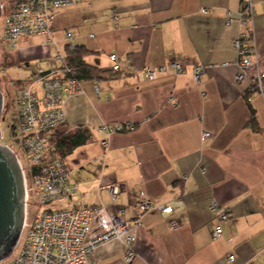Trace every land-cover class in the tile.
<instances>
[{"label": "crops", "instance_id": "0c3cea01", "mask_svg": "<svg viewBox=\"0 0 264 264\" xmlns=\"http://www.w3.org/2000/svg\"><path fill=\"white\" fill-rule=\"evenodd\" d=\"M253 2L254 61L241 81L232 46L240 0H77L57 11L58 46L70 30L88 64L111 70L80 81L82 92L66 99L55 129L57 137L82 134V201L67 204L108 205V189L99 184L109 183L119 186L123 219L135 215L143 197L162 205L141 213L131 262L123 260L122 244L108 239L93 251L92 264H264V94L250 88L264 72V0ZM31 38L43 41L17 47L16 55L51 67L56 46L43 36L22 39ZM173 61L180 71L140 76L144 66ZM196 65L204 66L197 79ZM116 121L134 129L113 132L103 148L96 126ZM202 130L212 134L204 143ZM210 197L228 208L217 239Z\"/></svg>", "mask_w": 264, "mask_h": 264}, {"label": "built area", "instance_id": "2783aa9c", "mask_svg": "<svg viewBox=\"0 0 264 264\" xmlns=\"http://www.w3.org/2000/svg\"><path fill=\"white\" fill-rule=\"evenodd\" d=\"M76 1L5 0L3 3L0 0L2 47L16 50L19 39L33 36H43L56 46L51 55V67H37L28 84L14 87L16 113L13 136L17 139L23 160L12 147L7 146L15 154L23 178V217L18 239L12 250L0 258V264H92L93 251L108 239H117L122 244L123 260L129 263L136 255L134 229L140 222L141 213L151 207H162L154 206L147 197H143L136 204L138 210L135 215L123 219L121 215L125 206L116 202L119 186L109 183L99 184L100 188L108 189V205L101 202L93 205L67 204L78 194V185L70 179L64 156L57 149L55 129L65 119L66 99L82 92L80 80L69 75L70 69L64 62V47L74 49L80 44L75 42L72 32L66 30L64 45L59 47L52 36V23L60 8ZM200 10L205 12L207 8L202 6ZM254 13L253 0H240L238 16L232 20L238 25L232 39L237 54L236 81L244 79L254 61L251 27ZM226 21L229 23L231 20L228 18ZM109 58L114 61L112 68L117 69L116 55L110 53ZM166 67L175 72L182 68L175 61L157 68L144 66L140 76L151 78L156 71ZM203 70L204 66L196 65L194 77L197 79ZM263 77L264 72L255 75L250 88L264 94ZM96 129L104 134L100 144L106 148L110 134L132 130L134 124L131 121L102 122ZM211 135L210 131L202 130L199 141L204 143ZM208 208L216 218L211 236L217 239L222 236L228 208L214 197H210ZM170 225L175 227L177 223L171 222ZM228 260L232 261L233 256L228 255Z\"/></svg>", "mask_w": 264, "mask_h": 264}, {"label": "rangeland", "instance_id": "374dc122", "mask_svg": "<svg viewBox=\"0 0 264 264\" xmlns=\"http://www.w3.org/2000/svg\"><path fill=\"white\" fill-rule=\"evenodd\" d=\"M5 3V0H2ZM2 28V18L0 16V35ZM40 38H31L28 40L19 39L18 47L31 46L41 43ZM41 41V42H39ZM51 58V57H50ZM53 64V62L51 61ZM45 63L40 62L37 58L20 60L15 50H8L0 45V92L2 93V106L0 108V143L12 147L22 160L21 150L18 148L17 139L13 136V124L16 113L14 103V87L16 85H26L30 82L33 71L38 66ZM71 180L77 181L79 185L78 195L72 197L71 201L77 199L82 201V143L76 144L68 152L63 154ZM70 201V202H71Z\"/></svg>", "mask_w": 264, "mask_h": 264}, {"label": "water", "instance_id": "95a60500", "mask_svg": "<svg viewBox=\"0 0 264 264\" xmlns=\"http://www.w3.org/2000/svg\"><path fill=\"white\" fill-rule=\"evenodd\" d=\"M0 92V108L2 106ZM24 184L13 151L0 143V258L14 247L22 224Z\"/></svg>", "mask_w": 264, "mask_h": 264}, {"label": "trees", "instance_id": "16d2710c", "mask_svg": "<svg viewBox=\"0 0 264 264\" xmlns=\"http://www.w3.org/2000/svg\"><path fill=\"white\" fill-rule=\"evenodd\" d=\"M87 54L88 51L82 45L74 49L64 47V62L70 69L69 75L75 76L80 81L110 76L111 70L88 64L85 61ZM262 84L264 88V77L262 78ZM251 115V120L253 121V113ZM80 132L79 130L68 134L60 132L58 135L57 149L62 155L76 144L82 143V134Z\"/></svg>", "mask_w": 264, "mask_h": 264}]
</instances>
